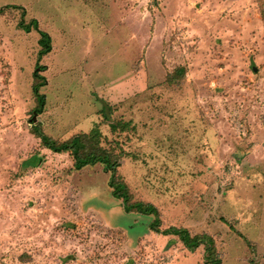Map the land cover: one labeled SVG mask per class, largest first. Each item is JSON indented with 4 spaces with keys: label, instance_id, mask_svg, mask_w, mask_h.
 Listing matches in <instances>:
<instances>
[{
    "label": "rangeland",
    "instance_id": "374dc122",
    "mask_svg": "<svg viewBox=\"0 0 264 264\" xmlns=\"http://www.w3.org/2000/svg\"><path fill=\"white\" fill-rule=\"evenodd\" d=\"M0 11V264L204 263V245L150 231L153 217L112 197L104 165L75 171L33 126L57 143L96 135L89 147L116 160L161 231L212 238L220 264H264V0H0ZM21 21L50 37L39 61V33Z\"/></svg>",
    "mask_w": 264,
    "mask_h": 264
},
{
    "label": "trees",
    "instance_id": "16d2710c",
    "mask_svg": "<svg viewBox=\"0 0 264 264\" xmlns=\"http://www.w3.org/2000/svg\"><path fill=\"white\" fill-rule=\"evenodd\" d=\"M11 8V7H10ZM18 9L17 7H13ZM1 13V11H0ZM18 28L24 33H30L32 30H37L39 33L38 45L40 46V52L38 53V61L51 52L49 47L50 37L41 32L38 29L37 23L31 21L29 24H24L21 21ZM42 68V67H41ZM183 74V72H181ZM180 75L182 76V74ZM34 79H42L37 72L33 75ZM44 83H37L32 88V93L36 99L37 107L34 110L35 115H40L44 109L45 96L40 94V89L44 87ZM32 132L40 140L41 145L55 154L68 153L73 159V169L80 171L88 166H95L97 164L104 165L106 170L110 172L109 188L112 190V197L116 200H121L123 209L125 212H135L142 216H151L154 218L153 222L148 226V229L156 234L162 236H174L177 237L184 248L190 252H195L199 246H205V255L203 264H220V260L217 258V253L212 238L208 236H196L191 237L189 232L184 229L170 228L168 230L161 231V221L159 218L158 210L151 204L133 203L131 195L128 192L126 184L120 180L117 176V169L119 167L115 159L112 158L107 152L97 151L91 149L90 143L97 137L90 134L89 138L85 135L74 137L68 142L57 143L47 135H45L39 126H33ZM89 139L90 141H87Z\"/></svg>",
    "mask_w": 264,
    "mask_h": 264
}]
</instances>
